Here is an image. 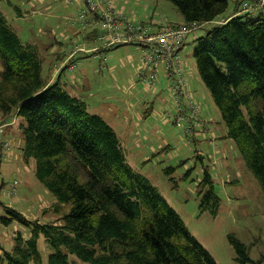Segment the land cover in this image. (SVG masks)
<instances>
[{"label":"trees","instance_id":"1","mask_svg":"<svg viewBox=\"0 0 264 264\" xmlns=\"http://www.w3.org/2000/svg\"><path fill=\"white\" fill-rule=\"evenodd\" d=\"M169 1L182 22L204 25L225 19L198 37L193 56L225 124V137L233 139L264 194V105L256 108L257 99L264 104V1L254 9L260 0ZM72 5L77 10L82 4ZM79 29L74 34L85 31L89 40L100 34L82 25ZM55 42L63 44L62 39ZM113 46L117 45L96 51L102 54ZM72 62L73 52L60 70ZM0 63V122L8 123V133L9 122L18 119L14 137L22 140L19 158L24 164L34 161L38 180L56 198L41 213L58 215L44 222L5 206L0 221L17 222L30 234H15L11 249L0 245V264H43L37 246L40 235L54 249L49 264H69V254L89 264H218L156 186L127 162L117 132L104 117L89 112L84 101L62 87L59 73L52 79L55 70L42 74L37 45L23 43L1 10ZM203 171L200 209L215 212L219 197L209 171ZM0 181L7 183L1 174ZM229 238L239 262L247 264L251 259L246 245Z\"/></svg>","mask_w":264,"mask_h":264},{"label":"rangeland","instance_id":"2","mask_svg":"<svg viewBox=\"0 0 264 264\" xmlns=\"http://www.w3.org/2000/svg\"><path fill=\"white\" fill-rule=\"evenodd\" d=\"M112 1L133 21L147 20L152 25L175 21L181 15L169 0ZM260 7L262 0L251 8ZM75 9L66 0H0V10L22 42L37 45L42 57V74L46 76L49 70H55L62 87L84 101L89 112L104 117L121 138L127 162L156 186L180 215L186 229L215 261L241 264L229 238L231 235L246 245L251 259L247 264H256L258 260L264 264V194L233 139L225 137V124L199 78L193 56L198 37L223 18L195 30L181 49L180 55L188 68L189 87L200 103V116L207 120L206 128L197 125L194 131L185 132V123L181 126L173 123L176 108L164 73L160 71L154 86L156 92L152 93L137 79L139 46L117 44L110 50H102V54L94 52L93 48L101 45L98 37L89 40L84 37L85 31L74 34L80 28L72 22ZM61 39L62 45L55 42ZM71 52L74 67L60 70L66 61L57 59V55L63 54L67 59ZM263 105V100L257 99L256 108L261 109ZM18 122L17 118L9 122L12 126L6 136L12 141L10 156L0 161V174L17 179L18 193L8 197L1 192L0 214H4L5 206H12L29 219L54 221L56 213L50 211L43 216L41 210L56 198L38 180L34 161L24 164L19 158L22 140L14 137ZM204 167L219 197L215 212L210 208L200 209L203 192H198V183L203 178ZM17 233L28 237L30 231L17 222L5 225L0 221V245L5 249H11ZM37 246L42 263L49 264L53 247L42 235ZM69 264L89 263L69 254Z\"/></svg>","mask_w":264,"mask_h":264},{"label":"built area","instance_id":"3","mask_svg":"<svg viewBox=\"0 0 264 264\" xmlns=\"http://www.w3.org/2000/svg\"><path fill=\"white\" fill-rule=\"evenodd\" d=\"M70 4H82L76 10L72 22L91 29L100 30L99 47L134 43L140 48V65L137 77L144 85L154 87L160 71L164 73L167 86L176 108L174 124L185 123V132H192L197 125L206 128L207 120L200 116V105L189 87L186 77L188 68L180 55L181 49L189 35L200 28L203 23L179 22L152 25L136 23L125 15L112 0H66ZM262 0V4H263ZM246 9V4L243 5ZM222 23L223 21H216ZM81 49V48H80ZM7 122H0V161L8 158L11 140L6 136ZM6 153V155H4ZM0 192L14 197L18 193L17 179H11L5 185L0 181ZM1 198V194H0Z\"/></svg>","mask_w":264,"mask_h":264},{"label":"crops","instance_id":"4","mask_svg":"<svg viewBox=\"0 0 264 264\" xmlns=\"http://www.w3.org/2000/svg\"><path fill=\"white\" fill-rule=\"evenodd\" d=\"M223 20H225V19L223 18ZM182 21H183V20H182V17H181V15H180V17H177V18L175 19V21H171V22H172V23H179V22H182ZM157 24L160 25L159 23H157ZM69 55H70V54H69ZM69 55L67 56V58L69 57ZM73 57H74V56H73ZM63 60L66 61V60H67L66 57H65ZM63 60H62V61H63ZM74 65H75V62H72V66L70 65L69 67H70V68H73ZM138 66H139V65H138ZM138 66H137V67H138ZM187 73H188V72H187ZM186 75H187V74H186ZM55 76H56V75H53L51 78L53 79ZM164 77H165V76H164ZM165 79H166V78H165ZM187 80H188V83H189L190 80H189V79H187ZM166 81H167V80H166ZM141 83H142V82H141ZM145 88H146L147 90H151L152 93H155V92H156V89H155L154 87H148V86L145 85ZM194 96H195V94H194ZM198 102H199V101H198ZM211 120H212V119H211ZM137 133H138V132L136 131V134H137ZM120 139H121V138H120ZM121 144H122V143H121ZM122 146H123V145H122ZM223 156H224V155H223ZM19 157H20V156H19ZM224 157H225V156H224ZM221 159H222V157H220V160H221ZM11 160H12V159H11ZM13 160H14V159H13ZM18 160H19V158H18ZM9 161H10V160H9ZM9 161H8V162H9ZM15 161H16V160H15ZM1 175H2V177L4 178V181H7V180L9 181V178H6L5 175H4V173H2ZM28 193H29V192H28Z\"/></svg>","mask_w":264,"mask_h":264}]
</instances>
